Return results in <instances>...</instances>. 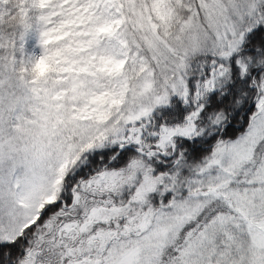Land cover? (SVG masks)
<instances>
[{
	"label": "snow or ice",
	"instance_id": "6c2138e0",
	"mask_svg": "<svg viewBox=\"0 0 264 264\" xmlns=\"http://www.w3.org/2000/svg\"><path fill=\"white\" fill-rule=\"evenodd\" d=\"M0 264H264V0H0Z\"/></svg>",
	"mask_w": 264,
	"mask_h": 264
}]
</instances>
